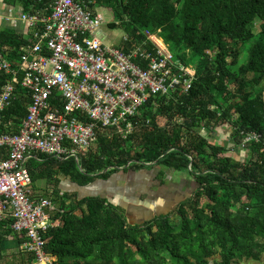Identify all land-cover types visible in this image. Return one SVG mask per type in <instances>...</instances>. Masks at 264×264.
Returning a JSON list of instances; mask_svg holds the SVG:
<instances>
[{
	"label": "trees",
	"instance_id": "obj_1",
	"mask_svg": "<svg viewBox=\"0 0 264 264\" xmlns=\"http://www.w3.org/2000/svg\"><path fill=\"white\" fill-rule=\"evenodd\" d=\"M2 1L27 13L47 2ZM73 1L112 13L107 26L128 38L118 45L123 52L139 46L151 51L148 36L157 34L178 64L194 67L195 76L187 92L151 96L126 136L96 128L95 144L78 163L45 155L27 161L38 165L35 174L28 169L31 185L45 180L56 207L54 225L44 234L45 251L57 264H234L264 258V0ZM25 44L16 32L0 30V52L13 67ZM21 77L2 112L4 132H17L27 114L30 96ZM11 81L0 74V88ZM224 126L234 147L244 149L242 160L201 134ZM155 167L161 174L186 172L197 187L172 212L143 225H130L104 198H79L60 188L62 178L83 187L118 171ZM11 223L0 221V244L13 234Z\"/></svg>",
	"mask_w": 264,
	"mask_h": 264
},
{
	"label": "built area",
	"instance_id": "obj_2",
	"mask_svg": "<svg viewBox=\"0 0 264 264\" xmlns=\"http://www.w3.org/2000/svg\"><path fill=\"white\" fill-rule=\"evenodd\" d=\"M38 1L47 2L27 13L0 0V30H12L27 42L16 67L0 52V74L12 78L0 88V150L6 149L0 155V221L12 220L11 232L23 236L19 248L33 256V264H57L44 241L56 207L31 192L27 161L45 155L78 163L95 144L96 128H115L126 136L151 96L187 92L195 69L178 64L157 34L148 36L151 51L139 46L123 52L105 44L97 37L103 17L84 2ZM121 41H128L125 34ZM19 74L30 96L27 114L17 132H4L2 112L11 104Z\"/></svg>",
	"mask_w": 264,
	"mask_h": 264
},
{
	"label": "crops",
	"instance_id": "obj_3",
	"mask_svg": "<svg viewBox=\"0 0 264 264\" xmlns=\"http://www.w3.org/2000/svg\"><path fill=\"white\" fill-rule=\"evenodd\" d=\"M96 10V9H95ZM104 22L110 20L108 9L97 10ZM101 27L100 39L108 45H119L123 33L115 34L117 29H109L106 24ZM155 167L137 171H118L111 174L105 184H91L93 197H101L119 208L130 225H143L155 217L167 215L176 205L188 198L197 185L186 172H175ZM95 183V184H94ZM90 185V184H89ZM36 187L39 191L47 190L45 180L38 179ZM86 187V186H83ZM43 196V195H42ZM35 197L43 198L40 195ZM80 198V197H79ZM82 198V197H81ZM19 238L10 234L0 244V264H27L28 255L19 248Z\"/></svg>",
	"mask_w": 264,
	"mask_h": 264
},
{
	"label": "rangeland",
	"instance_id": "obj_4",
	"mask_svg": "<svg viewBox=\"0 0 264 264\" xmlns=\"http://www.w3.org/2000/svg\"><path fill=\"white\" fill-rule=\"evenodd\" d=\"M113 32L115 34L120 33L118 31V29L113 31ZM167 46H168L169 52L173 55L174 60H176L175 52L172 50L171 47H169V45H167ZM190 65L191 64H188L187 66H190ZM229 132H230L229 127L224 126V127H216L212 131L203 130V131H201V134H204L205 136H207L209 138L210 142H214L218 145L224 146L228 150L227 154H226L227 156H231L235 160H242L244 157L245 151L242 147H234L233 143L230 140ZM25 167L27 169H29L30 171H32L33 174H35L36 171L34 170V168H38V165H34V164L31 165V162H30V163H26ZM107 180L98 179L96 181V184L97 183L105 184L106 183L105 181H107ZM62 181L63 182L60 185V188L62 190H67L69 192H76L77 196L80 198L81 197H89V196L92 197L91 195H92L93 190L88 189V188H92L93 184L87 185L86 187H79L76 184L71 183L68 179L62 178ZM36 182H37V180L34 183H32V185L30 186V190H31V192L34 193V196L40 195L41 197L52 200L51 198H49V195L51 194V189L48 187V188H46L47 190H45V191H39L36 187ZM234 264H264V258H262L259 261L243 259L240 261H236Z\"/></svg>",
	"mask_w": 264,
	"mask_h": 264
},
{
	"label": "water",
	"instance_id": "obj_5",
	"mask_svg": "<svg viewBox=\"0 0 264 264\" xmlns=\"http://www.w3.org/2000/svg\"><path fill=\"white\" fill-rule=\"evenodd\" d=\"M98 9H102V10H105L106 8L105 7H100V8H97V10ZM110 20L109 21H107V22H104V24H106V25H108V23L109 22H111L112 21V18H113V15H112V13L110 12ZM108 27V26H107ZM100 32V31H99ZM97 37L100 39L101 37H100V35H97ZM101 40V39H100Z\"/></svg>",
	"mask_w": 264,
	"mask_h": 264
}]
</instances>
